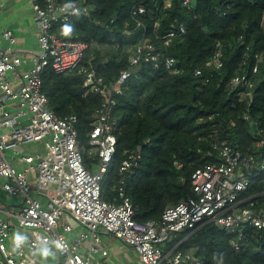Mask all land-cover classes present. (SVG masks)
<instances>
[{"label":"trees","instance_id":"16d2710c","mask_svg":"<svg viewBox=\"0 0 264 264\" xmlns=\"http://www.w3.org/2000/svg\"><path fill=\"white\" fill-rule=\"evenodd\" d=\"M183 1L86 0L89 16H74L53 28L63 39L90 45L81 66L95 69L108 86L131 67L142 40L153 45L160 59L158 68L143 59L131 68L108 114L116 144L101 182V199L118 204L117 188L123 182L138 223L158 220L165 208L193 195L195 170L219 162L216 144H230L244 154L251 151L257 162L264 161V148H254L258 129H264V0H189L187 6ZM137 6L144 12L133 18L131 9ZM65 25L72 26L69 36L62 35ZM180 25L185 33L165 45L163 37ZM218 45L222 67L216 70L206 64ZM255 55L262 60L252 77ZM165 57L176 61L178 74L162 64ZM197 68L202 70L200 77L194 75ZM242 75L252 77V88L232 84ZM41 82V92L59 118L77 117L82 162L94 172L98 158L89 131L104 98L86 90L77 69L57 74L47 66ZM138 146L137 167L120 174L122 163ZM251 197L264 209V171H253L249 188L241 194ZM236 239V234L209 223L193 233L173 235L162 249L168 253L177 247L203 264H264V229L246 227L237 250Z\"/></svg>","mask_w":264,"mask_h":264},{"label":"built area","instance_id":"2783aa9c","mask_svg":"<svg viewBox=\"0 0 264 264\" xmlns=\"http://www.w3.org/2000/svg\"><path fill=\"white\" fill-rule=\"evenodd\" d=\"M28 1L32 5V18L39 28L40 52L30 58L25 71L21 70L25 62L20 57L0 52V105L17 104L13 113L3 111L0 116V177L7 180L0 184V190L10 196L23 197L19 207L0 211L3 214L0 215V264H36L32 254L46 262L48 257L42 255L45 247L56 254L57 264H93V257L108 256L107 250L100 247L101 234L131 248L139 264H203L191 253L177 251V247L164 253L162 246L175 234L193 233L211 223L237 235V250L246 227L264 229V209L257 207L254 197L241 198L250 186L253 171H264V161L257 162L253 152L244 154L227 143L214 146L219 159L217 164L203 165L193 173V195L165 208L158 220L144 223L134 220V208L123 182L117 188L118 204L103 201L101 182L116 144L108 122L109 109L115 105L114 96L120 93L132 67L143 59L158 68L160 59L154 54L153 45L142 40L131 58V67L121 71L108 86L95 69L81 66L89 44L63 39L53 32L55 25L68 23L74 16H89L91 8L86 0ZM69 4L72 7H65ZM188 4L189 0L183 1L184 6ZM143 12L142 6L133 7L131 16L135 18ZM113 22L114 19L110 21ZM136 26L145 29L139 21ZM184 33L182 25L178 30L169 31L163 37L164 44L169 45L176 34ZM0 35L10 44L14 43L10 31H0ZM255 59L252 77L259 72L258 62L262 57L255 55ZM162 64L174 74L179 73L172 57H165ZM206 65L216 70L222 67L219 45ZM47 66L57 74L77 69L84 78L86 90L104 98L98 118L89 131L90 145L98 158L94 172L88 171L82 162L77 117L59 118L41 92V74ZM194 75L202 76L201 68H197ZM252 77L236 76L232 84L252 88ZM250 123L257 125L251 119ZM258 134L259 140L254 147L257 152L264 148V129H258ZM39 142L44 144V154H19V147ZM140 150L138 146L129 154L119 169L120 174L133 172L141 158ZM14 160L25 167L17 170L12 164ZM30 173H35L33 185L28 181ZM33 195L41 196L44 203ZM77 228H81L78 233ZM17 234L24 237L19 244L15 241Z\"/></svg>","mask_w":264,"mask_h":264},{"label":"crops","instance_id":"0c3cea01","mask_svg":"<svg viewBox=\"0 0 264 264\" xmlns=\"http://www.w3.org/2000/svg\"><path fill=\"white\" fill-rule=\"evenodd\" d=\"M32 13V5L28 0H0V31H10L14 37V43L10 44L0 35V52H7L20 57L25 62L21 67L22 71L28 69L30 58L40 52L37 42L39 28L32 18ZM16 105V102L0 105V116L3 111L13 113ZM18 152L19 154L34 152L44 154L45 148L43 142H39L19 147ZM12 164L17 170H22L25 167L19 160H14ZM28 181L31 185L34 184L35 173L28 174ZM5 182L7 180L0 177V184ZM33 197L44 203V199L41 196L33 195ZM22 199V195L10 196L0 190V211L19 207ZM0 215L2 216L3 214L0 213ZM75 230L78 233L81 228ZM69 237L71 238L72 235L70 234ZM100 247L103 250H107L108 256L106 258L93 257V264H139L137 254L121 241L111 236L101 234ZM50 253L46 262L37 254H32V257L36 264H57L58 257L53 251Z\"/></svg>","mask_w":264,"mask_h":264},{"label":"clouds","instance_id":"9594fccd","mask_svg":"<svg viewBox=\"0 0 264 264\" xmlns=\"http://www.w3.org/2000/svg\"><path fill=\"white\" fill-rule=\"evenodd\" d=\"M65 7H72V5H66ZM72 26L71 25H65V26H63V28H62V35H64V36H69L71 33H72ZM24 239V237H22L21 235H19V234H17L16 236H15V241H16V243L17 244H19L22 240ZM58 247H59V245H58ZM51 253H50V251H49V249L48 248H43L42 249V255L45 257V258H47L49 255H50Z\"/></svg>","mask_w":264,"mask_h":264},{"label":"bare ground","instance_id":"6f19581e","mask_svg":"<svg viewBox=\"0 0 264 264\" xmlns=\"http://www.w3.org/2000/svg\"><path fill=\"white\" fill-rule=\"evenodd\" d=\"M54 31H55V29H53ZM56 32V31H55ZM95 117H96V115H95ZM257 126V125H256ZM256 129V128H255ZM256 132V131H255ZM258 132V131H257ZM257 135V134H256ZM258 138H259V135H258ZM256 151V150H255ZM261 162V161H260Z\"/></svg>","mask_w":264,"mask_h":264}]
</instances>
